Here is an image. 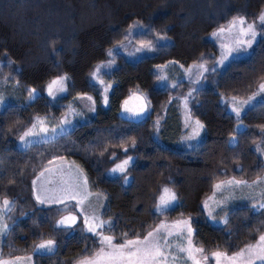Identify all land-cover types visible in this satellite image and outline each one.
I'll list each match as a JSON object with an SVG mask.
<instances>
[{
    "label": "trees",
    "instance_id": "trees-1",
    "mask_svg": "<svg viewBox=\"0 0 264 264\" xmlns=\"http://www.w3.org/2000/svg\"><path fill=\"white\" fill-rule=\"evenodd\" d=\"M262 10L264 0H0V81L17 83L23 98L30 89L40 92L32 101L22 100L0 111V199L12 202L5 216L8 230L0 259L31 255L47 240L55 241V250L33 255V264H75L98 250V238L84 232L75 204L49 208L35 204L31 182L51 165L49 161L74 163L88 191L104 197L101 219L110 220L111 226L100 231L112 236L114 243L143 238L160 222L181 218H191L192 240L205 253L231 255L264 235V208L234 209L222 226L210 224L202 208L217 182H252L264 172L253 149L264 133V102L239 119L220 103L221 98L246 99L264 82V36L258 37L246 58L203 76L187 107L189 116L204 128L199 143L188 150L174 147L181 130L170 100L184 97L191 85L159 88L153 71L169 62L211 66L218 47L209 36L235 17L255 22ZM136 23L144 27L130 36ZM160 36L168 43L157 44ZM129 37L135 44L151 41L156 47L128 60L116 47ZM106 61L115 67L106 77L111 89L108 104L102 107V87L90 77ZM61 76L68 77L65 95L49 100L44 89ZM136 93L146 98L150 114L129 122L120 116V109ZM79 96L91 97L94 103L95 113L88 121L50 141L23 150L16 147L35 117L60 121L67 104ZM238 123L244 129L236 132ZM232 136L234 145L229 144ZM129 156L134 162L125 173L107 176ZM124 175L130 178L127 185ZM163 187L176 193L178 202L156 213ZM67 214L77 216L76 224L56 227L55 222Z\"/></svg>",
    "mask_w": 264,
    "mask_h": 264
},
{
    "label": "rangeland",
    "instance_id": "rangeland-1",
    "mask_svg": "<svg viewBox=\"0 0 264 264\" xmlns=\"http://www.w3.org/2000/svg\"><path fill=\"white\" fill-rule=\"evenodd\" d=\"M255 22L258 24L257 19ZM251 23H254V22H251ZM258 27H257V31H258ZM224 29L225 31L223 32H220L219 31L220 29H218L215 32H213V33H217V35H213L212 33L209 36V39L213 41L218 47V57L211 66L205 65V67L208 69H212L213 67H216V71H221L227 66V64L230 61L243 59L249 55V51L247 53L241 52L239 55H237L236 53H233L232 56L229 57V60L225 61L223 65L217 64V62L221 59V57L224 54H226L230 48L236 47L235 42L238 38L247 39V37H239V26L234 29H229V25H228ZM139 31H140L139 29H132L131 31H129V34L131 36L132 34L138 33ZM156 43L157 44H167L168 40L167 39L158 40ZM141 45L142 44L133 43L131 40V37H129L127 41L118 45L116 48L119 53L125 56L126 59L137 60L140 57L149 53L146 50L137 52L136 49L139 48ZM108 64H111V67H104L105 65H108ZM165 65L167 66L163 68V71H159V66L153 67V71L158 76L162 75V76L167 77L165 81H160L157 79L156 81L157 87L160 84H164L165 87L173 88L181 82H186L191 85L190 89L187 91L184 97L173 98L170 100V103L174 105V108H176L178 112V116H179L178 121L180 124V130H181L180 136L177 142L174 144V147L180 150H188V149L195 147L199 143L201 139V135H202V129H198L195 123L196 120L192 119L189 116L187 103H185V101L186 100L188 101L190 98H192L194 93L202 86L201 81H202L203 76L206 73H209L211 71L205 72L203 69L199 67V65H190L188 67H185L176 62L174 63L169 62ZM114 67H115V64L112 61H106L103 63H99L95 67L90 77V81L92 83L101 85L102 87V92H101V106L102 107L107 106L103 102L104 96H105L104 89L109 88L107 97L111 89V85L106 81V77H107V74H109V72L112 69H114ZM93 73H95V76H93ZM66 81L63 85L54 86V90H57L60 87H64L66 89ZM47 86L45 87L43 93L46 95V97L49 100L53 101L54 100L53 97L48 95ZM65 92L66 91L62 93L57 92V99L64 96ZM189 93H191V96H189ZM39 94L40 92L37 91V95L35 97H37ZM0 97L3 98V103H0V111L3 108H5L7 105L16 104L22 100L29 102L34 99V98L31 100L29 99V93L26 95L25 98H23L21 95V89L18 86V84L8 82L7 80L0 81ZM135 97H140V99H136ZM250 97H253L254 99L248 104L244 103L245 101H248ZM125 101H128L127 107L132 109L133 111H138L140 106L145 103L144 97L141 94H137V93L130 95L126 100H124V102ZM124 102L122 103V106L120 109V116L123 119H125V117L130 115V113L123 111V108L125 106ZM261 102H264V93H261L259 91V87H258V90L254 94H252L246 99H236V98H229V99L221 98L220 99V103L226 106L227 112L230 113L236 119H239V118H237L235 112L233 111V108H239L241 110V115H242L247 109ZM92 108H95L94 103L92 100L87 99V96L76 97L67 104V110L65 114L63 115V117L60 119V121H54L51 117H48V116L35 117L30 127L24 131L25 133L31 130L34 133V135L30 137H25V140L31 141V143L25 146V144L20 140V137L24 135V133H22L20 137L17 139L15 145L18 149L23 150V149H26L30 145L40 144V143L50 141L58 137L59 135L64 134V133L62 134L60 133L61 127H64L67 129V131H69L75 125L82 124L88 121L95 113V111L93 112L91 110ZM143 118H141L140 120H142ZM64 120L71 121V123L62 125L61 122ZM133 122H136V121H133ZM34 125L35 127H33ZM158 126L159 125H157V129L154 134L155 138H157V133L159 131ZM41 129H46L47 131H41ZM53 129H56V131L53 132ZM243 129H244V126L240 123H238L235 127L236 132H239ZM194 130L199 131L200 133L199 136H196L194 139H191V140L187 139L189 136L193 135ZM233 137L234 136H232L229 139L230 145H234L236 142V139L234 142H230L233 140ZM253 149L262 159L263 166H264V133L260 141L253 146ZM123 161L117 164H120ZM133 162H134V158L132 161H130L128 167H130ZM63 164L64 165H61V163L59 162L53 163L47 169V171L45 170L43 172V176L40 174L35 179V181H37L35 185L32 182V196L37 206L42 207V208H47V207H52V206L65 205V204H68L69 202H74L77 204V201H82V203L77 204V211H78V214L82 218V222L84 225V231L86 233H89L87 231V228L89 225L103 224L104 225L103 227L110 226L108 223V222H111L110 220L104 221L100 217L104 209V206H105V199L103 198V196L99 194H91L88 192L87 186H85V183H84L85 178L81 170L74 163H63ZM117 164H115L112 168H114ZM110 170L107 172L108 177H116V176H120L123 174L120 172L112 173ZM53 172H55L54 175H52ZM230 180H233V179L222 181L217 184L222 185ZM129 181H130V178L128 177V182L125 183L124 181V185H127ZM75 185H79V187H74ZM243 185L251 187L248 190L250 194L247 193V195L241 196L237 198V200H235L236 197L232 192L230 191L221 192L219 191V188H216L214 186L215 191L212 193V195L209 198H207L204 201V204H203L205 212L207 213L206 217H207L208 222H210L214 226H222L225 223L224 222L225 218L221 220L220 216L216 217V215L214 214V210L217 208L220 209L221 205H223L225 208L229 207L230 204H234L235 207L248 206V207H251L253 210L260 209L259 205L261 203H264V172L260 178L256 179L253 182H246ZM164 188H167V187L162 188L160 197L161 196L167 197V194L164 193L163 191ZM253 190H255L254 193H252ZM38 195L40 196L41 199H44L46 196L54 198V199L46 200L44 204H41L37 200ZM0 200H1L0 202L3 203V201L6 199H0ZM9 202H10V205L8 207H5V205L3 204V206L5 207V211L4 209L1 210L0 208V236L2 235L3 228L5 229L4 233H6L7 231L6 224L1 221L2 219L1 215H2V211H4V213L6 214L9 211V209L12 207V202L11 201ZM158 203H159V199L157 201V204ZM205 204L207 205V207H205ZM156 206H155L154 211L156 213H161V212L156 211ZM210 212L212 214L211 217L209 216ZM69 216H72V215H65L61 217L58 221H60L61 219H64L65 217H69ZM85 219H87L88 223H85ZM188 219L189 218H181V219L169 221V222L162 221L158 224V225L163 224L166 226L165 228L162 229V232H161L162 235L165 234L167 231H171L172 233H174V235L169 236V240H168V243L171 245V247H168L165 249V252L170 254L168 255L166 264H196V261H199V264H211V263L217 264V258L213 255V253L204 254L202 251H198L201 249L199 247H196L193 244V241H192L193 232L191 236H189L187 232V226H184V225L176 226L177 222L188 220ZM57 222L55 223V226L57 225ZM157 226L154 229H156ZM58 228H65V227L61 226ZM181 228L183 229V232H184V235L182 237L179 235H176V233H179L181 231ZM97 230L99 231V229ZM89 234H92V233H89ZM139 239L143 240L144 237L139 238ZM258 241L259 239L251 245H257ZM98 243H99V239H98ZM160 243L163 244L164 243L163 240H161ZM248 246H246L243 249H246ZM181 247L186 249V251L181 253L179 251ZM54 250H55V246H54ZM99 250H100V244H99V248L96 251V253L99 252ZM52 252H46V251L34 252L33 251L31 255L22 257L18 261L17 259L6 260V261H12L13 264H33V260H32L33 255H43V254H49ZM235 254L227 255V257H233ZM205 257H207V259H205ZM247 259H248V254L245 253V256L243 258L237 257L235 264H247ZM81 261L77 262L76 264H80ZM127 261H128L127 255L123 257L115 256L112 258H108L106 256L101 257V264H127ZM252 261H253V264H264V262L256 260L255 255L252 256ZM221 264H233V262L231 260L221 257Z\"/></svg>",
    "mask_w": 264,
    "mask_h": 264
},
{
    "label": "snow or ice",
    "instance_id": "snow-or-ice-1",
    "mask_svg": "<svg viewBox=\"0 0 264 264\" xmlns=\"http://www.w3.org/2000/svg\"><path fill=\"white\" fill-rule=\"evenodd\" d=\"M258 24L256 22L254 23H247L244 16H239L233 18V20L229 24V29H234L239 26V37H247V39H237L236 40V47L230 48L226 54H224L221 59L217 62L219 65H223L225 61L229 60V57L232 56L233 53H236L239 55L241 52L247 53L249 49H251L254 45V43L257 41L258 36H264V28L258 33L257 27L264 26V10L260 12V14L257 17ZM133 28H143L144 26L136 23L132 26ZM220 32L225 31L224 28H221L219 30ZM213 35H217V33H213ZM159 40L166 39L165 36L158 37ZM156 45H154L151 41L147 45L142 44L139 48L136 49L137 52H141L142 50H146L147 52L154 51ZM109 55H111V50H109ZM174 63V62H170ZM159 66V71H163V68L166 67ZM104 67H111V64L105 65ZM199 67L203 69L205 72L207 71H216V67H213L212 69H208L205 67L204 64H200ZM93 76H95V73H93ZM68 79L67 76H61L57 79H54L51 81V83L47 86L48 89V95L53 97V99H57V92H64L66 89L64 87H60L57 90H54V86L56 85H63L65 81ZM157 79L160 81H165L167 77L165 76H157ZM175 86V85H174ZM110 87V86H109ZM158 87L163 88L165 87L164 84L158 85ZM109 91V88L104 89V104H108V97L107 93ZM259 91L261 93H264V82H261L259 85ZM37 95L36 89H31L29 91V99L35 98ZM189 96H191V93H189ZM136 99H140V97H135ZM87 99L91 100V97H87ZM254 98L250 97L248 101H245L244 103L248 104L250 103ZM0 103H3V98L0 97ZM187 103V100L185 101ZM124 112L130 113L129 116L125 117L126 120L129 122L138 121L143 117H146L150 114V104L147 102L145 98V103L140 106L138 111H133L132 109L128 108V101L124 102ZM93 112L95 111V108L91 109ZM233 111L235 112L237 118L241 117V110L239 108H233ZM71 121L64 120L61 122L62 125L70 124ZM196 126L198 129H203L204 125L201 124L199 121H196ZM35 127V125L33 126ZM41 131H47L46 129H41ZM56 129H53V132H55ZM67 131L66 128L61 127L60 133H65ZM199 131L194 130L193 135L189 136L187 139L191 140L194 139L196 136H199ZM34 135V133L29 130L28 132H25L23 136L20 137V140L27 146V144L31 143V141L25 140V137H30ZM235 138L233 137V140L230 142H234ZM132 147H135V141H133ZM125 153L128 152L127 148L123 149ZM113 156H115V153H113ZM62 159V158H60ZM133 160V157L129 156L127 159H125L122 163L117 164L114 168H112L110 171L112 173L120 172L125 173L126 169L128 168V165L130 161ZM54 161H49L50 164H52ZM47 171V169H46ZM43 176V173H41ZM123 180L125 183L128 182L127 175H124ZM39 179V178H38ZM37 181H33V184L35 185ZM85 186L87 185V181L85 180ZM228 184H235V185H241L246 183L245 181H236V180H230L227 182ZM74 187H79V185H75ZM216 188H220L221 184L215 185ZM164 193L167 194V197L161 196L159 198V203L156 206V211L158 212H164L165 210H169L172 207L175 206V204L178 202V196L176 193H173L168 188L163 189ZM74 198V197H73ZM54 198L51 197H45L44 199H41L40 196H37V200L39 203L44 204L46 200H53ZM62 202V201H60ZM82 203V201H77V204ZM3 204L5 207H8L10 205V202L8 200H4ZM205 207L207 205L205 204ZM255 207V206H254ZM259 208H264V203H261L259 205ZM211 212L209 213V216L211 217ZM77 222V216L72 215L69 217H65L64 219H61L57 222V227H65V228H72L74 224ZM224 222H227V218H225ZM85 223H88L87 219H85ZM111 226V222H108ZM184 225L187 226V232L188 235L191 236L193 229L191 227V218L188 220H183L177 222L176 226ZM103 224L98 225H89L87 228V231L89 233H92L93 236L97 237L99 239L100 244V250L97 253H94L92 256H86L80 264H101V257L106 256L108 258H112L115 256L123 257L127 255L128 261L127 264H166L169 253L165 252V249L168 247H171V245L168 243L169 236L174 235L171 231H167L165 234H161L162 229L166 226L161 224L158 225L156 229L153 231H150L146 237H144L143 240L137 239H125L123 243H113V237L109 235H104L102 231H98L97 229H102ZM176 235L183 236L184 232L181 228V231L179 233H176ZM127 234H125V237ZM163 240V244L160 243V241ZM55 241L53 240H47L43 243H40L36 245L34 252H40V251H46V252H52L54 250ZM179 251L185 252L186 249L181 247ZM202 251V250H198ZM245 253L248 254L247 264H253L252 256L255 255V259L264 262V235H261L259 237V241L257 245H249L246 249H242L239 253L235 254L233 257H227L226 253H220L216 252L213 253V255L217 258V264H221V257L231 260L233 264H235L237 257L243 258L245 256ZM17 261L20 259L19 257L16 258ZM207 259V257H205ZM0 264H13L12 261H6L3 259H0ZM196 264H199V261H196Z\"/></svg>",
    "mask_w": 264,
    "mask_h": 264
},
{
    "label": "crops",
    "instance_id": "crops-1",
    "mask_svg": "<svg viewBox=\"0 0 264 264\" xmlns=\"http://www.w3.org/2000/svg\"><path fill=\"white\" fill-rule=\"evenodd\" d=\"M34 121V120H33ZM55 163V162H54ZM59 163H61V165H64L63 163H70V162H62V161H59ZM53 164V163H52ZM51 164V165H52ZM50 165V166H51ZM50 166H48L46 169H48ZM45 169V170H46ZM44 170V171H45ZM44 171H42L41 173H43ZM40 173V174H41ZM39 174V175H40ZM55 174V172H53L52 173V175H54ZM83 174V173H82ZM38 175V176H39ZM263 175V174H262ZM37 176V177H38ZM84 176V175H83ZM37 177H35L33 180H32V182L37 178ZM85 178V177H84ZM227 180H229V179H227ZM233 180H235V179H233ZM224 181H226V180H224ZM236 181H239V180H236ZM255 181V180H254ZM32 182H31V194H32ZM220 182H222V181H220ZM253 182V181H252ZM217 183H219V182H217ZM216 183V184H217ZM215 184V185H216ZM214 185V186H215ZM87 186V185H86ZM213 186V189H212V192H211V194L207 197V198H209L211 195H212V193L215 191V187ZM251 187H249V186H245V185H243V184H241V185H235V184H228L227 182L225 183V184H222L221 185V187L219 188V191H221V192H228V191H230V192H232L234 195H235V200H237V198H239V197H241V196H244V195H247V193H249L250 194V192H248V190L250 189ZM87 190H88V188H87ZM254 191L255 190H253V192L252 193H254ZM89 192V191H88ZM161 192H162V189H161ZM161 192H160V194H161ZM90 193V192H89ZM92 194V193H91ZM100 195V194H99ZM102 196V195H101ZM159 197H160V195H159ZM159 197H158V199H159ZM32 198H33V196H32ZM104 198V197H103ZM206 198V199H207ZM205 199V200H206ZM34 200V199H33ZM204 200V201H205ZM234 200V201H235ZM1 201V200H0ZM158 201V200H157ZM204 201H203V203H202V208H203V211H204V214H205V217L207 216V213L205 212V209H204V207H203V204H204ZM35 202V201H34ZM70 203H73V204H75V206H76V211H77V204L76 203H74V202H69L68 204H70ZM35 204H36V202H35ZM157 204V203H156ZM236 204V203H235ZM238 204V203H237ZM37 205V204H36ZM65 205H67V204H65ZM52 207H54V206H52ZM221 208L219 209V208H217V209H215L214 210V214L216 215V217H221V220H223L224 218H227V215L229 214V212L230 211H232V210H234V209H237V208H242V207H248V206H241V207H235L234 206V204H230L229 205V207H224L223 205H221L220 206ZM0 208H1V210H3L4 209V211H5V207L3 206V203L2 202H0ZM40 208H42V207H40ZM47 208H49V207H47ZM249 208H251V207H249ZM11 209V208H10ZM9 209V210H10ZM252 209V208H251ZM261 209V208H260ZM259 210V209H258ZM4 211H2V219H1V221L3 222V223H5L6 224V222H5V216H6V214L9 212H7L6 214L4 213ZM77 213H78V211H77ZM102 214V213H101ZM67 215H71V214H67ZM65 216V215H64ZM78 216L81 218V216L78 214ZM63 217V216H62ZM101 217V216H100ZM61 218V217H60ZM59 218V219H60ZM58 219V220H59ZM206 219H207V217H206ZM57 220V221H58ZM81 220H82V218H81ZM178 220V219H177ZM56 221V222H57ZM106 221V220H105ZM174 221V220H173ZM55 222V223H56ZM169 222V221H168ZM210 223V222H209ZM82 224H83V222H82ZM211 224V223H210ZM6 226H7V224H6ZM104 228V227H103ZM4 228L2 229V235L0 236V246H1V244H2V242H3V240H4V238H5V236H6V233H7V231H6V233H4ZM7 230H8V226H7ZM83 230H84V225H83ZM101 229H99V231H100ZM85 232V231H84ZM86 233V232H85ZM89 234V233H88ZM259 239V238H258ZM257 239V240H258ZM256 240V241H257ZM193 241V240H192ZM255 241V242H256ZM45 242V241H44ZM254 242V243H255ZM41 243H43V242H41ZM40 244V243H39ZM193 244H194V242H193ZM253 244V243H252ZM38 245V244H37ZM195 245V244H194ZM251 245V244H250ZM196 246V245H195ZM248 246V245H247ZM196 247H198V246H196ZM246 247V246H245ZM244 247V248H245ZM35 249V248H34ZM201 249V248H200ZM243 249V248H242ZM241 249V250H242ZM241 250H239V251H241ZM238 251V252H239ZM203 252V251H202ZM238 252H236V253H238ZM204 254H212V253H215V252H211V253H205V252H203ZM222 253V252H221ZM235 254V253H234ZM43 255H45V254H43ZM228 255V254H227ZM231 255H233V254H231ZM29 256V255H28ZM26 257V256H25ZM19 258H22V257H19ZM12 259H16V258H12ZM12 259H3V260H12ZM32 260H33V257H32ZM81 260H83V259H81ZM81 260H79V261H81ZM79 261H77V262H79ZM76 262V263H77ZM75 263V264H76ZM209 263H211V262H209ZM212 264V263H211Z\"/></svg>",
    "mask_w": 264,
    "mask_h": 264
}]
</instances>
